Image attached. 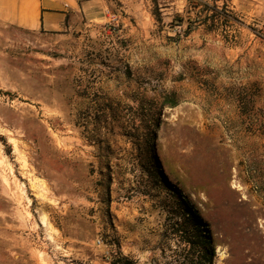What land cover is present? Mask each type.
I'll use <instances>...</instances> for the list:
<instances>
[{
    "label": "rangeland",
    "instance_id": "obj_1",
    "mask_svg": "<svg viewBox=\"0 0 264 264\" xmlns=\"http://www.w3.org/2000/svg\"><path fill=\"white\" fill-rule=\"evenodd\" d=\"M147 1L0 25V264H208L173 188L211 264H264V0H158L161 22Z\"/></svg>",
    "mask_w": 264,
    "mask_h": 264
},
{
    "label": "crops",
    "instance_id": "obj_2",
    "mask_svg": "<svg viewBox=\"0 0 264 264\" xmlns=\"http://www.w3.org/2000/svg\"><path fill=\"white\" fill-rule=\"evenodd\" d=\"M130 1L0 0V25L33 33L62 35L79 30L87 23L103 21L111 16L110 10L115 6L122 13Z\"/></svg>",
    "mask_w": 264,
    "mask_h": 264
},
{
    "label": "trees",
    "instance_id": "obj_3",
    "mask_svg": "<svg viewBox=\"0 0 264 264\" xmlns=\"http://www.w3.org/2000/svg\"><path fill=\"white\" fill-rule=\"evenodd\" d=\"M192 1V0H190ZM153 3L155 5L154 8V15L156 17V19L161 22L162 21V17H161V12H160V4L158 3V0H153ZM204 8H203V12H208V11H212V14L210 16V19L213 21V23H215V21L217 19H220L221 17H224V7L222 8V10L219 9L218 6L214 5V6H209L208 4H203ZM227 5V4H226ZM196 6V5H195ZM163 7H166L165 5ZM226 18H231L229 15L225 16ZM182 19L179 20L180 23H182ZM206 21V20H205ZM228 21V20H227ZM191 27L188 28L187 32H190ZM243 99L239 100V104H243ZM164 105H167L171 108L176 107L178 105V100L176 98V94L172 93L170 95H167L165 97L164 100ZM156 124L150 123L149 124V132H148V136H147V141H148V146L150 148L153 149V144L151 142H153L155 134L152 133L151 129L152 127H154ZM150 149L148 154H149V170H152L154 175L157 177H161L163 180H165L166 185L170 186L169 184H167L166 178L164 177V172H163V168L161 167L160 161L158 159V157L156 156V154L154 153V150ZM175 190V192L177 193L178 196V201L180 202V204L185 207V211L186 214L191 217V219L193 220V225L196 227L198 234L197 237L199 238L200 243L203 245V247L206 249V253L207 256H205V260L208 264L212 263V259H213V255H214V250L209 248V244H210V240L206 234V232H203L202 228H204L205 224L203 222V219L201 217H199L197 215V213L193 210V208H191L188 204V202L182 197L181 192L176 189L173 188ZM188 264H203L202 261H197L195 262L194 260H190V262Z\"/></svg>",
    "mask_w": 264,
    "mask_h": 264
},
{
    "label": "bare ground",
    "instance_id": "obj_4",
    "mask_svg": "<svg viewBox=\"0 0 264 264\" xmlns=\"http://www.w3.org/2000/svg\"><path fill=\"white\" fill-rule=\"evenodd\" d=\"M8 132H9V130H8ZM8 132H6V133H8ZM9 136H10V142L14 145L15 153H17L19 155L20 159L25 160L26 159V153L24 151V149L26 148L25 145L22 142L20 143V141L18 139H15L11 132H9ZM40 186L43 187L44 183H40Z\"/></svg>",
    "mask_w": 264,
    "mask_h": 264
},
{
    "label": "built area",
    "instance_id": "obj_5",
    "mask_svg": "<svg viewBox=\"0 0 264 264\" xmlns=\"http://www.w3.org/2000/svg\"><path fill=\"white\" fill-rule=\"evenodd\" d=\"M97 244H99V245H100V244H101V241H99V240H98V241H97Z\"/></svg>",
    "mask_w": 264,
    "mask_h": 264
}]
</instances>
